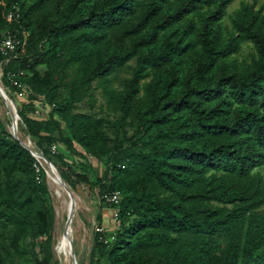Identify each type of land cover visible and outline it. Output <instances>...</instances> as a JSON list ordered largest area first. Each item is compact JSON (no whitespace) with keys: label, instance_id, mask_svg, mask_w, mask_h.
Returning a JSON list of instances; mask_svg holds the SVG:
<instances>
[{"label":"trees","instance_id":"1","mask_svg":"<svg viewBox=\"0 0 264 264\" xmlns=\"http://www.w3.org/2000/svg\"><path fill=\"white\" fill-rule=\"evenodd\" d=\"M233 1L0 0V42L27 40L0 72L28 134L118 213L107 232L100 210L89 264H264V12L242 3L228 31ZM93 86L107 117L80 109ZM42 167L0 119V264H61Z\"/></svg>","mask_w":264,"mask_h":264},{"label":"rangeland","instance_id":"2","mask_svg":"<svg viewBox=\"0 0 264 264\" xmlns=\"http://www.w3.org/2000/svg\"><path fill=\"white\" fill-rule=\"evenodd\" d=\"M244 2L255 3L256 7L263 8V12H264V0H234L233 3L228 8L227 15L223 19V25L226 30L228 31L234 30L232 25V18L234 17L236 11L240 8L242 3ZM255 56H256V46L254 43L250 41L242 42V44L240 45V49L234 55V57L238 58V60L243 63L252 62ZM136 64H137L136 60L133 59L129 63V65H127L118 72V74L116 75L117 79L115 81V85L117 87L121 88L122 85L125 83V81L132 77L133 69L136 66ZM40 70L44 72V67H40ZM1 73L2 72H0V74ZM92 90H93V98L95 99L96 102L95 107L93 109H89V106H87L86 104H81L80 109L82 111H90L96 114L97 116L107 117L108 116L107 110L102 108V104H104L105 101L102 89L101 88L96 89L93 86ZM13 95L14 96L11 97L15 101L17 95L16 93H13ZM41 110L39 112H41ZM42 112H44V114L48 113L46 110H42ZM37 116L40 117L41 115L37 114ZM13 118L15 121L16 117L14 111L13 113H10L8 111L4 98L1 95L0 119L5 123L8 130L10 129L11 120ZM17 126L19 127V135H16L18 139L24 142V144L28 146L29 144L28 139L30 138L32 142L36 145V143L33 141L31 136L28 134V130L24 122L21 121L20 119H17ZM31 149L34 152L37 151L34 148ZM94 166H95V173L97 174L98 177L101 178L106 169L105 164H100L96 160H94ZM42 168L43 169L45 168L44 171H46L47 174L46 180L49 185L51 205L53 207L51 239H52L54 259L59 260L61 264H72L71 259H69L68 261L66 260L67 257L65 255L64 243H63V239L65 238V236L69 234L71 236V239L69 241L71 243L70 244L71 254L73 251L76 253L78 264L80 262H82L83 264H89L93 249V244H94V235L98 227L97 218L99 212L100 210L104 212V217H103L104 228L106 229L107 232L108 231L111 232L112 230L116 229V227L119 225L115 219V210L112 211L108 208L101 207L100 189L99 186L94 182L92 175L89 176V182L79 181V178L76 175H73L74 179L77 181V184L75 189L72 188V190L74 191L73 197L75 201L71 202L70 195L65 190H63L59 185H57L56 183L54 184V182L50 179L49 173L47 171L48 168L44 165ZM256 172L261 174L264 178V166L258 168ZM55 173L57 174L56 171Z\"/></svg>","mask_w":264,"mask_h":264},{"label":"water","instance_id":"3","mask_svg":"<svg viewBox=\"0 0 264 264\" xmlns=\"http://www.w3.org/2000/svg\"><path fill=\"white\" fill-rule=\"evenodd\" d=\"M0 93L3 96V98H4V101H5V104L7 106L8 111L10 113H13V111H14V113H15L16 119H15V121H14V118L11 120V126H10V129H9V132L12 134V136L14 138L18 139V137L14 133V130H15L14 128H17V119H20L21 121H23V120H22V117H21V115L19 113L18 106H17L16 102L9 95V93L7 92V90L5 89V87H4L3 83H2V73L0 74ZM14 124H15V127H14ZM20 142L25 148H27L29 151H31L33 156L36 158V154L28 146H26L22 141H20ZM43 157L45 158L46 162L50 165V167L57 172V176L63 182L64 188L70 194L71 202L75 201V199L73 197V192H72L71 186L63 179L58 167L56 166V164L50 158L45 156L44 154H43ZM71 257H72L71 258L72 264H78V259L76 257V253L74 251L72 252Z\"/></svg>","mask_w":264,"mask_h":264},{"label":"built area","instance_id":"4","mask_svg":"<svg viewBox=\"0 0 264 264\" xmlns=\"http://www.w3.org/2000/svg\"><path fill=\"white\" fill-rule=\"evenodd\" d=\"M14 17H19V12H11L9 14V18H14ZM27 43V40H21L20 38H18L17 35H12L9 34L6 37H4L2 39V41L0 42V50L2 52V54L7 58V60H9L11 58V56L17 52V50L19 48H24L25 45ZM15 85H19L21 86V84H19L17 81H14ZM104 199L109 202V203H118L120 201V192L119 191H115L112 193H107L104 195ZM118 217V213L115 211V219H117ZM103 229V228H102ZM101 229V231H102Z\"/></svg>","mask_w":264,"mask_h":264},{"label":"bare ground","instance_id":"5","mask_svg":"<svg viewBox=\"0 0 264 264\" xmlns=\"http://www.w3.org/2000/svg\"><path fill=\"white\" fill-rule=\"evenodd\" d=\"M0 98H1V93H0ZM15 127V125H14ZM14 133L15 135H19V127L17 126V128H14ZM29 141V144H28V147L30 146L31 148H34L35 150H37L36 152H34L36 154V158L38 161H40L41 165L43 166H46L48 168V173H49V176H50V179L54 182V184L56 183L57 185H59L63 190H65L67 193L68 191L64 188V184L63 182L59 179V177L57 176V174L55 173V170L52 169L50 167V165L46 162L45 158L43 157V154L39 151L38 147L32 142V140L29 138L28 139ZM24 143V142H23ZM27 146V145H26ZM55 177V178H54ZM72 192H74L72 190ZM69 194V193H68ZM70 195V194H69ZM74 195V193H73ZM73 213V212H72ZM71 213V214H72ZM72 217V216H71ZM73 220V219H72ZM71 220V221H72ZM69 230V228H68ZM70 239H71V236L68 234L67 236H65V238L63 239V243H64V250H65V255L67 257V261L69 259H71V249H70Z\"/></svg>","mask_w":264,"mask_h":264}]
</instances>
